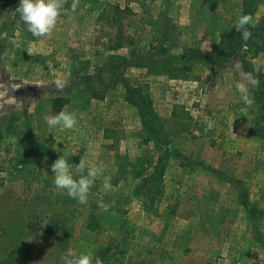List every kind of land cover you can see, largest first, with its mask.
<instances>
[{
    "label": "rangeland",
    "instance_id": "obj_1",
    "mask_svg": "<svg viewBox=\"0 0 264 264\" xmlns=\"http://www.w3.org/2000/svg\"><path fill=\"white\" fill-rule=\"evenodd\" d=\"M243 1L64 0L56 27L41 38L23 24V31L12 29L13 13L0 19V127L14 131L2 144L6 158L15 154L0 165V260L65 264L64 257L90 252L92 264H264V91L250 85L253 102L246 106L227 86L242 79L237 60H192L188 78L152 74L138 60L212 51L234 29ZM256 3L255 27L264 18V0ZM32 38L39 44L28 46ZM32 46L41 52L35 68ZM250 50L244 43L252 68L264 73V50L257 57ZM116 58L130 60L119 66ZM122 82L148 87L161 121L157 140L125 101ZM58 98L77 125L57 130L54 143L65 136L73 150L90 146L86 167L103 169L86 205L54 188L50 166L59 157L38 133ZM102 108L119 114L109 139L97 123ZM37 149L43 156L32 154ZM160 157L159 179L153 168ZM244 187L249 210L241 204Z\"/></svg>",
    "mask_w": 264,
    "mask_h": 264
},
{
    "label": "clouds",
    "instance_id": "obj_2",
    "mask_svg": "<svg viewBox=\"0 0 264 264\" xmlns=\"http://www.w3.org/2000/svg\"><path fill=\"white\" fill-rule=\"evenodd\" d=\"M64 0H19L15 11L19 16L18 23H22L27 32L35 38L45 37L50 34L56 27L58 16L63 7ZM76 5L73 4V9ZM252 17L248 14L239 15L234 23V28L240 33L243 41L251 37L250 25ZM242 64L237 62L234 70L240 72ZM56 87L60 90L64 88L60 80L54 81ZM259 80L250 72H243L242 79L238 81H229L227 86L233 88L238 94L239 99L246 106H251L249 86H256ZM207 128L210 130L214 124L211 120L205 121ZM44 124L46 125L48 135L55 134L57 130H72L77 125V118L72 112L60 111L54 115L48 116ZM50 170L52 182L57 191H63L66 195L78 201L81 205H86L90 195V189L95 184L98 176L102 175L103 169L96 166H88L83 160L73 165L61 155L54 163L51 164ZM79 173V175H77ZM111 178L105 177L102 183L101 191L107 193L111 190ZM98 207L107 212L109 206L102 201ZM65 264H92L93 255L90 252H82L78 255L64 257ZM96 264H100L97 260Z\"/></svg>",
    "mask_w": 264,
    "mask_h": 264
},
{
    "label": "trees",
    "instance_id": "obj_3",
    "mask_svg": "<svg viewBox=\"0 0 264 264\" xmlns=\"http://www.w3.org/2000/svg\"><path fill=\"white\" fill-rule=\"evenodd\" d=\"M19 2L17 0H0V19L6 15L7 13H13V22L12 29L17 28L18 31H23L22 23H18L19 16L16 13L15 9L18 6ZM258 7L256 0H244L243 1V14H248L252 17V23L250 25L251 37L247 41H243L240 37V33L236 31V29H232L227 34L221 37V44L219 47H214V49L210 52L203 53L201 51L196 50H186L182 54H180L177 59L176 58H166L164 60L149 58V57H141L138 60L145 62V65L142 67L148 68L152 74L156 75H167L170 78H188L190 72H192V66L189 64L190 61L202 58H213V60L217 63L224 64L228 63L232 60H237L242 64L243 72L252 73L259 80V88L264 91V73L256 72L252 68L251 62L246 58L243 53L244 43L254 47V50H250V54L252 57L259 56L261 50H264V33L261 34V29L264 28V18L260 22L258 26L253 25V19L256 15V8ZM263 32V31H262ZM224 49V50H223ZM118 62H121L119 66L128 63L130 59L128 58H116ZM180 60V61H179ZM184 61V63L180 64ZM157 68H154V67ZM112 70L118 68L115 64L110 66ZM91 77L86 78L90 80ZM86 80V81H87ZM122 85L125 88L126 92V102L131 106L135 107L138 111L142 127L150 134L151 139H158V125L161 124L160 118L158 117L152 102L151 95L149 94V89L138 86L133 87L126 82H122ZM98 99L103 100L104 96H100ZM67 101L65 99H56L54 100L53 105V113L56 114L60 112V109ZM38 151L42 152L43 150L37 149L33 150L32 154L34 156L42 155L39 154ZM41 156V157H42ZM38 161V158H35ZM149 167V166H148ZM151 167V166H150ZM158 168V169H157ZM160 168V169H159ZM154 174L159 171L158 178L163 177V172L165 171V163L163 162V158L160 157L157 160L156 166L153 168ZM152 177V176H151ZM149 181V180H148ZM241 204L249 210L251 208L250 203L248 201L247 190L244 187V191L240 193ZM10 259V258H9ZM0 260V264H19L18 260Z\"/></svg>",
    "mask_w": 264,
    "mask_h": 264
},
{
    "label": "crops",
    "instance_id": "obj_4",
    "mask_svg": "<svg viewBox=\"0 0 264 264\" xmlns=\"http://www.w3.org/2000/svg\"><path fill=\"white\" fill-rule=\"evenodd\" d=\"M15 36H17V34ZM15 36H13V37H15ZM13 37H11V40H15ZM43 40H44V38H43ZM43 40H41V44H42ZM14 42H11L10 44L12 45V43H14ZM39 42H40L39 40L32 38V39H29L28 41H26L25 43H27L28 46H31L32 44L38 45ZM8 43H9V41H7V44ZM19 45L20 44H18L17 46H19ZM38 49H39V46L38 47L32 46V55H34V56H32V67H34V68H35V65H36V62L38 59L37 53H41L39 51L40 49L39 50ZM104 101L107 102L106 99ZM104 101H100V102H104ZM124 103H126V102H124ZM52 107L53 106L51 105L50 106V109H51L50 112H48V113L46 111L43 112L42 116L44 117V119H46L48 116L53 115ZM92 107H96V108L98 107L101 109V106L98 105V102H93ZM84 113L87 114L89 112H84ZM37 116H38V114H37ZM118 116H119L118 113H117V116H116V113L107 114V112H105V110H103V108H102V111L98 114V117H97L98 122L97 123H98V126L102 129V134H103V137L105 139H109L110 133H113L116 129H118L117 128V120H116V118H118ZM35 118H36V115L34 114V116H32V135H34V137L37 134L36 129L34 128V122H36L34 120ZM41 131L42 132H40V130H38L39 135H41V137L43 136V138H42L43 142L42 143L45 147H47L50 150L51 153H54L58 157L63 155L64 158L66 160H68L69 163H73V165L78 164L80 160H83L84 162H86V160L89 159L84 154L87 151L91 150L90 146H78V148H75V150H73L71 148V146L66 145L69 142V138L67 139L65 136L64 137L60 136L59 139L61 140V144L57 145L56 143H54V139H56L57 136H53L54 139L52 138V135H57V131L55 132V134L50 133L49 135L47 132V128H45L44 130H41ZM81 131L85 132V130H79L78 133H80ZM13 133H14V131L10 127H7V126L0 127V150H3V153L0 154V165H9L12 163V162H10L11 159H12V161L15 160V157H14L15 154H14V156L13 155L9 156V158L5 157V153H4L5 152V146H4V144H2L3 138H4L3 135H11ZM87 139H88V141H90L89 137ZM74 140H75V138H74ZM42 143H40V144H42ZM7 144H9V143H7ZM86 144H88V143H86ZM87 147H89V149H86ZM42 189H44V187H42ZM60 194L63 195V197H66V198L68 197L66 195V193L63 191H61ZM0 202H1V199H0Z\"/></svg>",
    "mask_w": 264,
    "mask_h": 264
}]
</instances>
